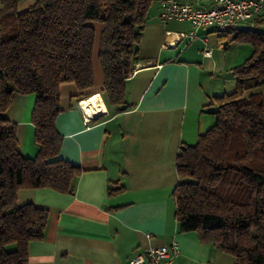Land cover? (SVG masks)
I'll use <instances>...</instances> for the list:
<instances>
[{"label":"trees","instance_id":"1","mask_svg":"<svg viewBox=\"0 0 264 264\" xmlns=\"http://www.w3.org/2000/svg\"><path fill=\"white\" fill-rule=\"evenodd\" d=\"M20 0H0V264H27L28 246L43 237L48 212L17 203L20 189L71 195L82 173L60 158L59 86L73 83L93 95V56L103 77L107 108L125 109V81L139 61L138 45L153 0H35L18 12ZM95 24L100 26L97 34ZM264 25L262 15L235 40L253 52L233 69L235 89L215 96L210 129L196 145L181 146L178 184L172 192L182 232L236 259L264 264ZM227 46V45H226ZM15 94L33 95V158L25 156L16 125L4 113Z\"/></svg>","mask_w":264,"mask_h":264},{"label":"crops","instance_id":"2","mask_svg":"<svg viewBox=\"0 0 264 264\" xmlns=\"http://www.w3.org/2000/svg\"><path fill=\"white\" fill-rule=\"evenodd\" d=\"M160 1L153 0L147 13L135 64L142 68L125 81V109L115 111L103 102L106 114L85 126L77 88L60 84L61 112L55 120L62 137L60 158L81 167L82 173L71 195L47 189L17 192L18 204L32 203L48 212L43 237L28 246L27 264H130L137 254L172 240L179 247L173 264H236L235 257L202 242L197 233L180 231L172 192L179 182V148L196 145L210 129V112L216 109L212 98L230 94L235 78L221 75L220 60L236 66L244 57L240 51H226L229 46L211 35L212 28L175 44L168 33L188 32L190 25L162 22ZM179 1L210 6V0ZM34 3L20 0L17 10ZM204 48L210 57L203 56ZM93 76L88 98L102 99L97 47ZM34 102L31 94H15L4 113L16 125L21 151L29 158L37 151L31 123Z\"/></svg>","mask_w":264,"mask_h":264},{"label":"built area","instance_id":"3","mask_svg":"<svg viewBox=\"0 0 264 264\" xmlns=\"http://www.w3.org/2000/svg\"><path fill=\"white\" fill-rule=\"evenodd\" d=\"M263 12L264 0H210L209 7L182 3L179 0L159 2V19L162 22H187L190 25L188 32L168 33V36L173 35L175 38V44L185 39L190 42L196 38L197 31L200 29L212 28L214 32L226 34L242 27L252 28ZM202 54L204 57H210L211 51L204 48ZM141 68L142 66L134 65L132 74ZM82 103L83 100L79 101L78 106L85 126H88L95 118L106 114L105 112L89 115ZM178 255V243L172 240L167 246L148 248L143 253L137 254L130 259V264H173Z\"/></svg>","mask_w":264,"mask_h":264},{"label":"rangeland","instance_id":"4","mask_svg":"<svg viewBox=\"0 0 264 264\" xmlns=\"http://www.w3.org/2000/svg\"><path fill=\"white\" fill-rule=\"evenodd\" d=\"M262 18L264 19V13L262 14ZM95 28L97 30V34H99L100 32V26L95 24ZM240 29H245L247 30L246 27H242ZM251 29V28H250ZM259 31L264 32V25L259 26L258 28ZM214 37L218 38L219 41L224 42L225 45L229 46V49H225L226 51H233V54H237V52L240 51V56L243 58L241 64L245 61V57H250V55L253 52V46L249 43V42H244V41H240V40H235V32L234 33H226V34H222V33H218V32H212V34ZM226 46V47H227ZM231 48V49H230ZM247 49H248V53H247ZM246 55V56H244ZM249 55V56H248ZM247 59V58H246ZM235 60V59H234ZM233 62L230 63H224V61L220 60L219 65H220V72L221 75L226 76L229 75V77L231 75H233V69L238 67L241 64H237L235 66V64H232ZM228 64V65H227ZM235 89V80L230 88V93H232V91H234Z\"/></svg>","mask_w":264,"mask_h":264},{"label":"bare ground","instance_id":"5","mask_svg":"<svg viewBox=\"0 0 264 264\" xmlns=\"http://www.w3.org/2000/svg\"><path fill=\"white\" fill-rule=\"evenodd\" d=\"M84 110L89 115L100 114L105 112V106L99 95H95L83 101Z\"/></svg>","mask_w":264,"mask_h":264}]
</instances>
